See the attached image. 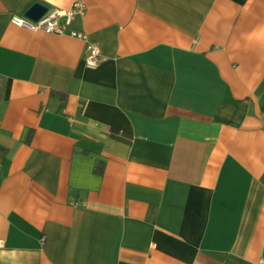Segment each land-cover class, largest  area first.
<instances>
[{"label": "crops", "instance_id": "obj_1", "mask_svg": "<svg viewBox=\"0 0 264 264\" xmlns=\"http://www.w3.org/2000/svg\"><path fill=\"white\" fill-rule=\"evenodd\" d=\"M0 264H264V0H0Z\"/></svg>", "mask_w": 264, "mask_h": 264}, {"label": "built area", "instance_id": "obj_2", "mask_svg": "<svg viewBox=\"0 0 264 264\" xmlns=\"http://www.w3.org/2000/svg\"><path fill=\"white\" fill-rule=\"evenodd\" d=\"M27 11V10H26ZM24 14H15L11 21L15 25L26 27L32 31H44L55 34H68L86 42L85 63L90 68L97 67L101 61L100 49L97 45L88 41L87 34L71 28L76 14H84L86 5L82 1H76L69 9L49 8L37 20Z\"/></svg>", "mask_w": 264, "mask_h": 264}, {"label": "water", "instance_id": "obj_3", "mask_svg": "<svg viewBox=\"0 0 264 264\" xmlns=\"http://www.w3.org/2000/svg\"><path fill=\"white\" fill-rule=\"evenodd\" d=\"M48 7L40 2H35L27 11L26 15L37 20L40 18L46 11Z\"/></svg>", "mask_w": 264, "mask_h": 264}]
</instances>
